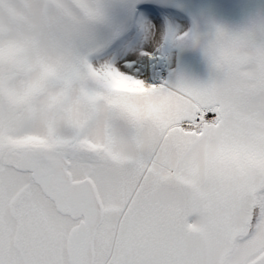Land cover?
Wrapping results in <instances>:
<instances>
[{"label": "snow or ice", "instance_id": "snow-or-ice-1", "mask_svg": "<svg viewBox=\"0 0 264 264\" xmlns=\"http://www.w3.org/2000/svg\"><path fill=\"white\" fill-rule=\"evenodd\" d=\"M264 264V0H0V264Z\"/></svg>", "mask_w": 264, "mask_h": 264}, {"label": "clouds", "instance_id": "clouds-1", "mask_svg": "<svg viewBox=\"0 0 264 264\" xmlns=\"http://www.w3.org/2000/svg\"><path fill=\"white\" fill-rule=\"evenodd\" d=\"M177 243L188 264H245L239 241L216 231L190 229Z\"/></svg>", "mask_w": 264, "mask_h": 264}]
</instances>
